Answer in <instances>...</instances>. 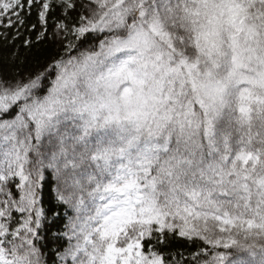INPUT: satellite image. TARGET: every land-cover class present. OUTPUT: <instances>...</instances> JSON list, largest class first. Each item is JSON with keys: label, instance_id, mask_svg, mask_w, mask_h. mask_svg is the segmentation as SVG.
<instances>
[{"label": "snow or ice", "instance_id": "6c2138e0", "mask_svg": "<svg viewBox=\"0 0 264 264\" xmlns=\"http://www.w3.org/2000/svg\"><path fill=\"white\" fill-rule=\"evenodd\" d=\"M0 264H264V0H0Z\"/></svg>", "mask_w": 264, "mask_h": 264}]
</instances>
